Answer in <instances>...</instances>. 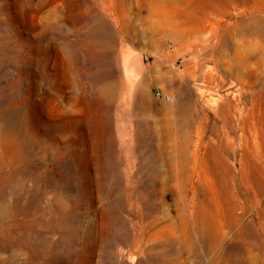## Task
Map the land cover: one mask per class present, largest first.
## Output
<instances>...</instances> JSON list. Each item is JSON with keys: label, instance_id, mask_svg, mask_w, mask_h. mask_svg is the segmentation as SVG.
Segmentation results:
<instances>
[{"label": "rangeland", "instance_id": "374dc122", "mask_svg": "<svg viewBox=\"0 0 264 264\" xmlns=\"http://www.w3.org/2000/svg\"><path fill=\"white\" fill-rule=\"evenodd\" d=\"M263 254L264 0H0V264Z\"/></svg>", "mask_w": 264, "mask_h": 264}, {"label": "bare ground", "instance_id": "6f19581e", "mask_svg": "<svg viewBox=\"0 0 264 264\" xmlns=\"http://www.w3.org/2000/svg\"><path fill=\"white\" fill-rule=\"evenodd\" d=\"M204 19H207L208 17L205 15L203 16ZM212 31V26L210 27V32ZM205 32V29L203 27H199V28H193L191 30H189V32L187 33H183L181 35H179V42H180V48L183 49V55H184V58L185 60L184 61H187L189 60L190 63H192L193 66H196L198 65L199 67H202L204 65L205 62H207L209 59H211L212 61L216 62L217 60V47H214L210 50H205L204 52L202 53H199L198 50H197V45H198V41L200 40V35L203 34ZM229 65V69L233 70V69H236L237 68V65L236 63H231V64H228ZM192 67H189V68H186L187 69H191ZM138 69L134 70L132 69L131 72H130V77L132 80H134L136 78V73H138L137 71ZM189 72V70H188ZM136 75V76H135ZM203 87H206L208 89H214V87L208 83V82H204L203 84H201ZM212 97V96H211ZM217 101V98H209L207 99V102L208 104L211 103L214 104L215 102ZM251 202V201H250ZM239 208L241 209H245L246 207H244V205H239L238 206ZM238 207H235L234 208H238ZM234 220L236 222H239L240 219H239V216L235 215L234 217ZM221 222V221H220ZM220 227V228H219ZM222 226L219 224L218 226V233L221 235L223 232H224V229L222 230L221 229ZM199 231L201 233H205L207 232L208 228L207 226H199ZM257 244V242H256ZM260 245V244H259ZM252 246V245H251ZM261 246V245H260ZM257 247H259L257 245ZM256 247V249H257ZM258 250L260 251V249L258 248ZM251 251V250H250ZM263 251V250H262ZM261 251V252H262ZM254 252V251H253ZM255 254V253H254ZM258 254V253H257ZM262 254V253H261ZM260 254V255H261ZM264 255V254H263ZM254 259V258H253ZM256 259V258H255ZM263 259V257H262ZM253 263V262H252ZM222 264V263H221Z\"/></svg>", "mask_w": 264, "mask_h": 264}]
</instances>
